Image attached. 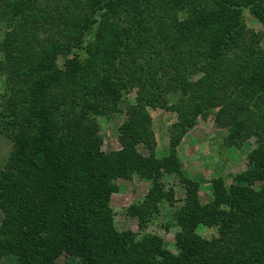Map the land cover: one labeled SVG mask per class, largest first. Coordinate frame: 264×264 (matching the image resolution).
Masks as SVG:
<instances>
[{
	"label": "trees",
	"instance_id": "1",
	"mask_svg": "<svg viewBox=\"0 0 264 264\" xmlns=\"http://www.w3.org/2000/svg\"><path fill=\"white\" fill-rule=\"evenodd\" d=\"M0 7V22H8L0 25V135L13 144L0 170V264L10 253L17 264H57L64 254L75 264H264V48L244 13L264 23V0H0ZM136 88V103L122 107ZM147 105L184 110L162 158ZM215 105L226 139L256 137L258 153L233 181L214 176L206 201L183 175L179 151ZM109 110L126 116L116 126L122 148L104 151L92 115ZM145 143L150 156L139 151ZM173 173L181 200L164 182ZM134 175L152 184L128 208L138 230H120L114 180ZM166 203L178 252L147 231ZM202 224L212 233H201Z\"/></svg>",
	"mask_w": 264,
	"mask_h": 264
},
{
	"label": "rangeland",
	"instance_id": "2",
	"mask_svg": "<svg viewBox=\"0 0 264 264\" xmlns=\"http://www.w3.org/2000/svg\"><path fill=\"white\" fill-rule=\"evenodd\" d=\"M54 8V7H53ZM0 10L1 7H0ZM245 19L250 29L257 32L255 37L256 43L264 48V23L255 17L249 8L244 9ZM8 22L1 21V27L6 28ZM250 35H248L249 37ZM5 58L4 53L0 50V60ZM64 60L59 59V65L63 66ZM203 74V73H202ZM191 77L196 79L201 77V73L194 74ZM6 77L0 76V89H4ZM132 87V86H131ZM137 89L133 92L125 94V99L120 102L122 107L136 103ZM0 90V91H1ZM170 102L180 105L181 97L176 94H169L167 97ZM212 105V104H210ZM221 106H209L207 111L199 116L196 123L185 134L180 144L179 158L182 165L183 175L189 179H193L200 184L201 195L204 200L209 199L212 192L211 179L220 174L227 178L229 182L233 181V177L244 171L248 167V154L258 153V144L256 137L250 136L245 141L226 139L227 130L218 126L215 115ZM147 110L151 115V129L156 132L155 136L158 140L154 146V154L158 158L170 153V133H175L178 123L181 121L180 113L184 110L178 107L174 109H165L161 107L153 108L147 105ZM92 115V114H91ZM126 115L118 112L113 113L112 110L92 115L99 125L100 133L103 137L102 149L104 151L119 150L122 143L119 139V131L116 126ZM113 123H115L113 125ZM12 141L5 135H0V170L10 162V151L12 149ZM139 151L150 156L152 150L149 145L142 144ZM118 191L112 194L111 207L115 213V223L120 230L133 229L138 230V222L135 217L128 214V208L133 204H138L148 192L152 181L148 178H140L138 175L129 179H115ZM164 182L168 187H173L176 197L181 200L184 195V189L181 185L179 175L173 173L166 175ZM169 203L161 204L160 211L154 214L150 221L148 230L159 233L164 238L165 247L174 252H178L176 246V232L179 230L177 224L172 220L171 205ZM1 218V213H0ZM166 225H169L167 228ZM200 232L203 234L212 233V230L205 225H200ZM17 256L13 253L5 255L1 264H17ZM57 264H75L72 257L61 255Z\"/></svg>",
	"mask_w": 264,
	"mask_h": 264
}]
</instances>
